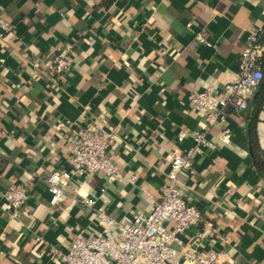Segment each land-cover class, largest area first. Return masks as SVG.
<instances>
[{
	"label": "crops",
	"instance_id": "0c3cea01",
	"mask_svg": "<svg viewBox=\"0 0 264 264\" xmlns=\"http://www.w3.org/2000/svg\"><path fill=\"white\" fill-rule=\"evenodd\" d=\"M0 15L14 25L0 36V264H57L52 248L65 251L98 228L96 209L114 219L150 211L173 152L189 148V133L204 125L187 105L189 92H222L237 77L246 38L264 27V0H0ZM62 51L72 65L53 77L48 64ZM249 110L227 108L208 137L219 143L227 125L229 145L204 149L176 181L201 212L180 243L170 242L179 252L264 264V178L249 150ZM88 125L114 133L121 179L73 176L51 205L43 177L70 169L72 136ZM255 131L264 153V100ZM12 184L29 194L16 217L3 206Z\"/></svg>",
	"mask_w": 264,
	"mask_h": 264
},
{
	"label": "built area",
	"instance_id": "2783aa9c",
	"mask_svg": "<svg viewBox=\"0 0 264 264\" xmlns=\"http://www.w3.org/2000/svg\"><path fill=\"white\" fill-rule=\"evenodd\" d=\"M13 26L0 15V36L11 31ZM260 30L253 29L246 38L238 59L237 77L226 83L222 92L214 87L189 92L187 105L202 114L204 125L189 133L192 139L189 148L173 152L165 172L167 184L150 211H131L114 219L104 209H96L92 220L98 228L90 229L88 235L70 242L65 251L52 248L57 264H179V258L195 264H219L220 254L215 250L179 252L170 245L171 241L180 243L179 235L201 221L200 210L187 201L176 181L191 169L194 158L204 149L229 145L231 129L227 125H222L219 143L208 134L213 125L223 122L227 108L236 112L245 110L257 89L262 77L259 58L264 52V45L258 42ZM196 39L207 43L201 34H197ZM71 65V56L62 51L50 61L48 70L56 77L68 71ZM186 135L187 132L181 130L177 138L182 140ZM114 138V133L102 125L76 129L68 158L70 169L53 170L43 177L51 205L62 199L73 176L83 178L101 174L108 181L121 179L110 151ZM2 196L4 209L13 217L20 214L29 198L26 187L18 184L8 186ZM169 223L172 225L168 226Z\"/></svg>",
	"mask_w": 264,
	"mask_h": 264
},
{
	"label": "trees",
	"instance_id": "16d2710c",
	"mask_svg": "<svg viewBox=\"0 0 264 264\" xmlns=\"http://www.w3.org/2000/svg\"><path fill=\"white\" fill-rule=\"evenodd\" d=\"M258 42L264 45V27H261V30L258 33ZM259 66L262 71V77L257 86V89L248 101L250 110L246 117V129L249 142V150L252 156L254 167L256 168L259 175L264 178V153L258 147L255 131L257 115L264 100V52L259 58Z\"/></svg>",
	"mask_w": 264,
	"mask_h": 264
}]
</instances>
